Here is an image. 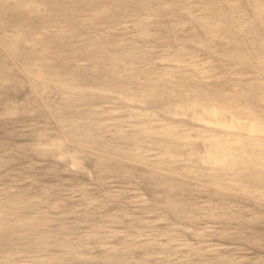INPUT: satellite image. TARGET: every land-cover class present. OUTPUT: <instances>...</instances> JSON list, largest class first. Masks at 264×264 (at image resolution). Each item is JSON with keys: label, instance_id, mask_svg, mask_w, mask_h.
I'll list each match as a JSON object with an SVG mask.
<instances>
[{"label": "rangeland", "instance_id": "rangeland-1", "mask_svg": "<svg viewBox=\"0 0 264 264\" xmlns=\"http://www.w3.org/2000/svg\"><path fill=\"white\" fill-rule=\"evenodd\" d=\"M0 264H264V0H0Z\"/></svg>", "mask_w": 264, "mask_h": 264}]
</instances>
